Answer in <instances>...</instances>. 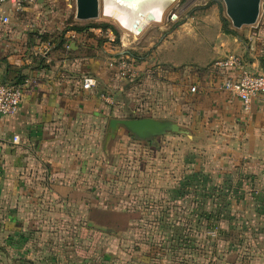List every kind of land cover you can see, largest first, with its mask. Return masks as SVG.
<instances>
[{
  "label": "rangeland",
  "instance_id": "rangeland-1",
  "mask_svg": "<svg viewBox=\"0 0 264 264\" xmlns=\"http://www.w3.org/2000/svg\"><path fill=\"white\" fill-rule=\"evenodd\" d=\"M102 8L100 0L98 17L77 19V0H44L28 5L10 23L25 26L26 32L48 31L55 42L53 35L72 25L110 23L119 33L116 40L111 31L114 42L107 46L114 51L108 66L116 77L115 94L109 93L117 99L111 118L168 119L188 129L192 137L170 132L145 140L121 129L104 155L109 118L100 140L86 138L93 128L85 125L81 138L75 134L62 143L75 165L86 162V170L72 183V199H60L53 206L58 218L48 244L72 249L74 264H264V142L255 135L247 142L231 140L234 130H217L187 105L179 108L182 103L174 104L176 98L168 93L174 80L163 73L169 69L164 65L153 66L149 59L140 68L145 69L142 80V74L120 77L117 72L123 50L131 55L151 54L163 40H176L166 36L180 24L194 29L202 20L222 22L226 17L236 31L225 1L175 0L165 13L164 9L147 13L142 18L146 28L139 34L104 15ZM257 23H264V0ZM186 31L168 54L183 62H199L208 51L194 35H183ZM135 45L145 48H132ZM153 102L164 113H153L146 106ZM211 117L208 112L205 119Z\"/></svg>",
  "mask_w": 264,
  "mask_h": 264
},
{
  "label": "crops",
  "instance_id": "crops-1",
  "mask_svg": "<svg viewBox=\"0 0 264 264\" xmlns=\"http://www.w3.org/2000/svg\"><path fill=\"white\" fill-rule=\"evenodd\" d=\"M19 13H12V17ZM162 28L160 25L159 29ZM234 29L233 33L225 32L217 18L202 20L194 29L182 28L180 24L166 36H176L173 43L163 40L151 54H144L156 66L169 68L162 71L174 80L168 90L176 98L174 104L178 101L192 113L199 112L217 130L218 127L234 130L236 134L231 140L247 142L255 135V139L264 142V100L254 98L251 108L245 110L238 97L220 88L224 81L241 74L237 67L222 65L230 54L241 57L247 69L264 71V23L256 21ZM26 30L23 25L11 23L0 27V78H10L23 87L18 111L11 116H0V263L74 264L72 249L66 246L60 250L48 244V238H54L53 222L58 218L52 212L53 206L60 199H72L73 181L86 170V162L75 165L62 143L69 142L75 134L81 138L85 125L93 128L86 132V138L100 140L106 120L109 118L110 123L112 119L110 112L117 99L112 96L115 94L112 81L116 77L108 66L114 52L107 50L112 45L111 31L107 32L108 40L95 27L55 34L57 48L41 59L36 49L42 38L34 34L30 39ZM182 30H187L183 35H194L208 51L199 62H183L168 54L177 40L182 39ZM145 64L143 60L139 66L135 65L138 74H142L141 80L145 69L140 68ZM183 65L189 66L182 70ZM87 75L97 77L99 85L91 90L83 89ZM192 86H196L195 91H191ZM106 94L112 102L103 97ZM190 99L193 102L189 106ZM146 106L153 113L165 111L154 102ZM208 112L213 117L205 119ZM15 135H19V142L14 141ZM106 152L104 142V155ZM78 187L84 188L81 184Z\"/></svg>",
  "mask_w": 264,
  "mask_h": 264
},
{
  "label": "built area",
  "instance_id": "built-area-1",
  "mask_svg": "<svg viewBox=\"0 0 264 264\" xmlns=\"http://www.w3.org/2000/svg\"><path fill=\"white\" fill-rule=\"evenodd\" d=\"M39 0H0V27L6 26L11 22L12 13L23 12L28 5L38 4ZM56 45L52 42L42 44L36 49L37 54L44 57L49 56ZM223 66L237 67L241 70V74L236 79H228L220 84V88L228 91L232 95L238 97L245 110L251 108L254 98L261 97L264 100V71L253 72L247 69L243 60L238 55L230 54L223 61ZM117 72L120 77H135L138 72L134 64V58L128 51L120 53L117 64ZM98 85L95 76L87 75L82 82V88L91 90ZM196 86L191 87V91H195ZM103 97L112 102L108 95ZM23 100L22 85L0 78V116H11L18 111ZM14 141L19 142V135L14 136ZM2 264V263H0Z\"/></svg>",
  "mask_w": 264,
  "mask_h": 264
},
{
  "label": "water",
  "instance_id": "water-1",
  "mask_svg": "<svg viewBox=\"0 0 264 264\" xmlns=\"http://www.w3.org/2000/svg\"><path fill=\"white\" fill-rule=\"evenodd\" d=\"M175 1V0H172ZM227 13L235 27L245 24H253L257 21L261 0H224ZM44 0H39L43 3ZM100 12V0H77V19H91L98 17ZM121 129H126L134 136L141 139L158 137L173 132L192 137L190 131L168 119L153 117L142 118H112L109 123V131L105 140L107 149L111 140H114Z\"/></svg>",
  "mask_w": 264,
  "mask_h": 264
},
{
  "label": "bare ground",
  "instance_id": "bare-ground-1",
  "mask_svg": "<svg viewBox=\"0 0 264 264\" xmlns=\"http://www.w3.org/2000/svg\"><path fill=\"white\" fill-rule=\"evenodd\" d=\"M103 13L117 20L123 28L138 34L143 30L142 18L147 13L154 14L155 9H166L172 0H102ZM139 11V16L135 12ZM162 20V19H161ZM156 21V20H154Z\"/></svg>",
  "mask_w": 264,
  "mask_h": 264
},
{
  "label": "trees",
  "instance_id": "trees-1",
  "mask_svg": "<svg viewBox=\"0 0 264 264\" xmlns=\"http://www.w3.org/2000/svg\"><path fill=\"white\" fill-rule=\"evenodd\" d=\"M222 23H223V29H224L225 32H227V33H233L234 32V30L231 28V22H230V20L228 18L222 17ZM91 27L99 28L102 31L103 34H106L107 32L114 30L113 33L116 35V38H117L116 40H119V33H118V31L115 28H113V26L110 23H94L92 25L89 24V25H86V26L85 25H72L71 27L65 29L64 32H66L67 30H70V29H75L77 31H83V30L88 29V28H91ZM34 34H37L40 38H42L41 39V42H40L41 45L44 44V43H47V42H52V43L56 44L55 40L54 39H51L49 37L48 31L45 32V31H42L41 29H32V30L29 31V33H28L29 36L28 37L30 39H32ZM105 40H108V38H106ZM109 41L112 42V43L114 42L113 39H110ZM61 42H63V40L60 41V43ZM115 42H117V41H115ZM55 48H57V44H56V47ZM132 56L134 58V61H137L139 63H141L143 60L146 61V62H148V56L149 55L141 56V55H135V54H133ZM40 58L41 59L43 58V56L41 54H40ZM152 65L154 66L156 64H152ZM110 69H111V67H110ZM112 70L113 69H111V71ZM174 71H176V70H174ZM7 80L12 81L10 78H7ZM181 107H182V104L179 105V108H181Z\"/></svg>",
  "mask_w": 264,
  "mask_h": 264
}]
</instances>
